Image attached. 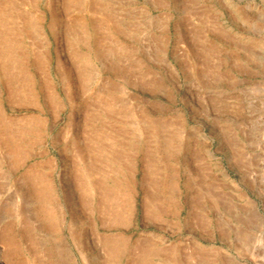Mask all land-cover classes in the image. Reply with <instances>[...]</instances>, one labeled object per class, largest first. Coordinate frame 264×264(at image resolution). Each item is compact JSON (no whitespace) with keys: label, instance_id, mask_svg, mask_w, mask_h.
I'll list each match as a JSON object with an SVG mask.
<instances>
[{"label":"rangeland","instance_id":"obj_1","mask_svg":"<svg viewBox=\"0 0 264 264\" xmlns=\"http://www.w3.org/2000/svg\"><path fill=\"white\" fill-rule=\"evenodd\" d=\"M3 264H264V0H0Z\"/></svg>","mask_w":264,"mask_h":264},{"label":"bare ground","instance_id":"obj_2","mask_svg":"<svg viewBox=\"0 0 264 264\" xmlns=\"http://www.w3.org/2000/svg\"><path fill=\"white\" fill-rule=\"evenodd\" d=\"M0 264H3L1 254H0Z\"/></svg>","mask_w":264,"mask_h":264}]
</instances>
